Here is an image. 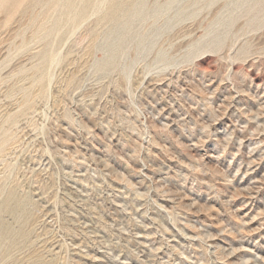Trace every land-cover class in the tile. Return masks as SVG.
<instances>
[{
  "label": "rangeland",
  "instance_id": "obj_1",
  "mask_svg": "<svg viewBox=\"0 0 264 264\" xmlns=\"http://www.w3.org/2000/svg\"><path fill=\"white\" fill-rule=\"evenodd\" d=\"M0 264H264V0H0Z\"/></svg>",
  "mask_w": 264,
  "mask_h": 264
},
{
  "label": "bare ground",
  "instance_id": "obj_2",
  "mask_svg": "<svg viewBox=\"0 0 264 264\" xmlns=\"http://www.w3.org/2000/svg\"><path fill=\"white\" fill-rule=\"evenodd\" d=\"M230 1H231V0H230ZM3 2H4V1H3ZM1 5H3V4H1ZM70 7H71V6H70ZM70 7H69V8H70ZM99 7H100V4H99L98 2H96L95 10L97 11ZM70 9H71L70 11H72L71 13L75 12L73 8H70ZM72 9H73V10H72ZM88 13H89V8H88V6H84L83 9L79 12V17L84 18V17H86V16L88 15ZM54 59H55V58H54ZM56 60H57V59H56ZM59 60H60V58H59Z\"/></svg>",
  "mask_w": 264,
  "mask_h": 264
}]
</instances>
